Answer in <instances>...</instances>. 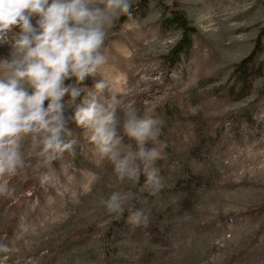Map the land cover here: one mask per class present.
Here are the masks:
<instances>
[{
    "label": "rangeland",
    "instance_id": "obj_1",
    "mask_svg": "<svg viewBox=\"0 0 264 264\" xmlns=\"http://www.w3.org/2000/svg\"><path fill=\"white\" fill-rule=\"evenodd\" d=\"M131 4L107 29L106 62L83 87L104 79L102 100L115 95L161 122L149 146L161 154L163 187L154 191L143 175L121 181L74 123V155L42 166L25 143L26 166L3 178L11 194L0 195V243L10 251L0 264H264V50L250 64L261 75L242 84L235 73L264 31V0ZM173 11L195 32L171 66L181 34L163 21ZM8 54L0 45V57ZM114 191L131 194L126 208H143L147 226L99 205Z\"/></svg>",
    "mask_w": 264,
    "mask_h": 264
},
{
    "label": "clouds",
    "instance_id": "obj_2",
    "mask_svg": "<svg viewBox=\"0 0 264 264\" xmlns=\"http://www.w3.org/2000/svg\"><path fill=\"white\" fill-rule=\"evenodd\" d=\"M131 7V0H0V45L9 48L0 57V195L11 194L3 178L26 166L25 143L42 166L65 152L75 154L70 123L85 131L121 181L139 184L143 175L154 191L163 187L154 166L161 154L149 146L158 140L161 122L142 117L132 105L122 107L115 95L102 100L109 88L104 79L82 86L106 62L107 29L114 18L131 15ZM52 179L40 173L42 186ZM130 198L114 191L98 203L119 219L127 211L126 222L134 227L147 226L143 208H126ZM8 251L0 243V252Z\"/></svg>",
    "mask_w": 264,
    "mask_h": 264
},
{
    "label": "trees",
    "instance_id": "obj_3",
    "mask_svg": "<svg viewBox=\"0 0 264 264\" xmlns=\"http://www.w3.org/2000/svg\"><path fill=\"white\" fill-rule=\"evenodd\" d=\"M163 26L167 28H170V27L174 28L177 31H179L181 34V38L179 42L174 46L173 50L170 53L169 59H168L169 62L171 63L170 65L173 66L175 63L174 60L177 59L181 54L185 53L190 48L191 36L195 32V30L188 25L183 13L175 12V11L171 12V17L163 21ZM263 40H264V31H262L259 34L255 42V47L252 53L235 66V73L236 75H238L239 81L242 84H247V79L252 74V71L256 73L255 75H258V76L261 75L259 73L261 71V68H259L258 72H255L253 70L254 67L253 66L250 67V64L254 60L256 55H259V53H261L264 50V42H262ZM84 84H85V81L83 85ZM69 128L71 129V123L69 124ZM118 225H119L118 221L116 220L110 221L108 223V227L111 230V233L115 230L116 227H118ZM89 229H91V227H89ZM104 240H105V237L103 241ZM104 247L106 249L108 248L107 242H104Z\"/></svg>",
    "mask_w": 264,
    "mask_h": 264
}]
</instances>
